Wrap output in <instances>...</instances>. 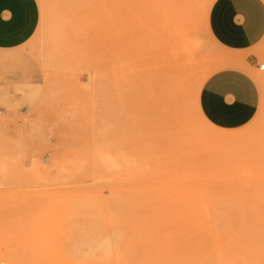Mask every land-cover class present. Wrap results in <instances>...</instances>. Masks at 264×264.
<instances>
[{
    "label": "rangeland",
    "instance_id": "rangeland-1",
    "mask_svg": "<svg viewBox=\"0 0 264 264\" xmlns=\"http://www.w3.org/2000/svg\"><path fill=\"white\" fill-rule=\"evenodd\" d=\"M214 1L36 0L33 36L0 52V253L61 263L91 228L80 214L143 201L115 218L112 264H264V215L176 214L264 200V0L244 51L213 41ZM219 73L245 82L230 126L200 107Z\"/></svg>",
    "mask_w": 264,
    "mask_h": 264
},
{
    "label": "crops",
    "instance_id": "crops-1",
    "mask_svg": "<svg viewBox=\"0 0 264 264\" xmlns=\"http://www.w3.org/2000/svg\"><path fill=\"white\" fill-rule=\"evenodd\" d=\"M243 2L252 6L251 0H229L230 10L221 11L217 17L212 5L207 29L213 40L224 49L244 51L258 34L256 24L252 34L249 33L246 11L242 9ZM38 22L39 10L36 0H0V52L12 51L23 46L35 33ZM232 28H238L243 32L244 43H236L230 39L228 31ZM244 62L248 66L255 65L249 54L244 57ZM244 85L245 82L238 78L233 79L225 73L217 74L204 86L200 96V107L204 116L210 122L223 126L241 122L244 110L239 98L241 96L244 98ZM22 106L26 108L28 103L24 102ZM5 112V105L0 102V115Z\"/></svg>",
    "mask_w": 264,
    "mask_h": 264
},
{
    "label": "bare ground",
    "instance_id": "bare-ground-1",
    "mask_svg": "<svg viewBox=\"0 0 264 264\" xmlns=\"http://www.w3.org/2000/svg\"><path fill=\"white\" fill-rule=\"evenodd\" d=\"M241 5H239L240 7ZM213 8L215 9L216 17L220 14L221 11L228 9L230 10L229 0H215L213 3ZM212 6L208 9L206 14V23L208 18H210V13L212 11ZM244 8V9H243ZM242 9L246 11L248 19V29L249 33L252 34L256 27L257 15L255 9L243 2ZM231 12V11H230ZM228 36L231 40L236 43H244V34L238 28H232L228 31ZM214 41V40H213ZM46 43V42H44ZM44 47H47L44 46ZM264 51V50H263ZM264 53V52H263ZM176 56L168 55L166 60H163L162 63L167 65V68L170 67L168 64H172ZM202 94V93H201ZM105 212L104 214H80L84 223H88L91 228L84 230L80 229V240L84 245L74 250H61L58 251V257L62 260L61 263L56 264H112L111 262V249L109 242V233L112 226H117L115 218L123 216L126 214H150L142 212L146 207L150 206L148 203L143 201H115L108 200L103 203ZM195 210L190 213H176V214H186V215H196L200 217L213 216V215H264V200L257 201H217L212 202L210 207L212 210L221 211L219 213L207 214L202 210L203 205H195ZM242 210H247V212H240ZM233 211V212H228ZM123 222H120L122 224ZM0 255L7 260L8 264H23L15 263L13 256L7 253H0ZM25 264V263H24ZM26 264H35L33 262ZM118 264H125L124 261L119 260Z\"/></svg>",
    "mask_w": 264,
    "mask_h": 264
},
{
    "label": "built area",
    "instance_id": "built-area-1",
    "mask_svg": "<svg viewBox=\"0 0 264 264\" xmlns=\"http://www.w3.org/2000/svg\"><path fill=\"white\" fill-rule=\"evenodd\" d=\"M257 68H258L259 70L263 71V70H264V64H260L259 66H257Z\"/></svg>",
    "mask_w": 264,
    "mask_h": 264
}]
</instances>
